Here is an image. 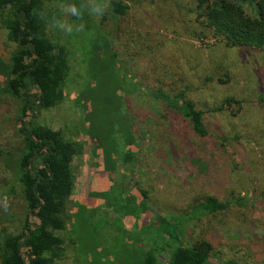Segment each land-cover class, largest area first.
I'll return each instance as SVG.
<instances>
[{"label": "rangeland", "instance_id": "1", "mask_svg": "<svg viewBox=\"0 0 264 264\" xmlns=\"http://www.w3.org/2000/svg\"><path fill=\"white\" fill-rule=\"evenodd\" d=\"M42 1L67 74L60 102L28 118L80 147L52 264H136L140 249L177 233L184 246L208 241L211 264H264V50L211 36L196 0H121L122 14L110 0ZM236 2L255 14L250 0ZM14 49L0 23V60ZM5 87L0 74V229L13 234L26 209L12 171L21 97ZM181 98L205 110L203 136ZM207 197L227 208L200 213Z\"/></svg>", "mask_w": 264, "mask_h": 264}, {"label": "trees", "instance_id": "2", "mask_svg": "<svg viewBox=\"0 0 264 264\" xmlns=\"http://www.w3.org/2000/svg\"><path fill=\"white\" fill-rule=\"evenodd\" d=\"M236 1L239 0H196V18L201 19L211 36L226 45L264 50V0H250L255 7L254 15L247 14ZM109 8L122 14L127 4L110 0ZM43 11L42 0H0V23L7 40L15 44L8 61L0 60V74L5 90L21 97L18 131L23 148L12 171L26 208L17 233L8 234L0 229V264H52L60 255L62 238L56 231L64 228L65 200L72 194L76 177L71 163L80 153L78 144L65 139L59 130L31 124L28 118L33 111L60 102L67 74V52L46 35ZM181 99L180 114L189 120L196 134L203 136L205 110L197 108L190 99ZM230 102L234 99L222 100L225 105ZM219 109L220 105L215 107ZM132 139L131 136L129 141ZM108 159L104 169H115L116 162ZM194 208L200 213L213 212L226 209L227 202L207 197ZM158 219L164 224L165 217ZM162 231H166L165 227ZM170 236L167 239L173 240L171 245L162 240L164 246L140 249L136 264H211L212 248L208 241L198 239L184 246L179 243V233ZM164 249L167 255L160 254ZM222 264L239 263L228 260Z\"/></svg>", "mask_w": 264, "mask_h": 264}]
</instances>
